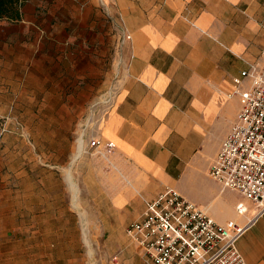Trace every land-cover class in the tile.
Instances as JSON below:
<instances>
[{
    "label": "rangeland",
    "instance_id": "1",
    "mask_svg": "<svg viewBox=\"0 0 264 264\" xmlns=\"http://www.w3.org/2000/svg\"><path fill=\"white\" fill-rule=\"evenodd\" d=\"M116 7L26 0L0 20L1 264H146L125 232L147 199L134 169L90 147L116 92Z\"/></svg>",
    "mask_w": 264,
    "mask_h": 264
},
{
    "label": "crops",
    "instance_id": "2",
    "mask_svg": "<svg viewBox=\"0 0 264 264\" xmlns=\"http://www.w3.org/2000/svg\"><path fill=\"white\" fill-rule=\"evenodd\" d=\"M114 1L124 25L118 41L131 38L118 42L116 92L94 134L114 144L118 165L134 169L147 197L142 212L144 200L171 186L217 222L244 223L241 195L222 191L208 170L240 107L226 96L232 79L264 50V0ZM238 248L248 264H264V217Z\"/></svg>",
    "mask_w": 264,
    "mask_h": 264
},
{
    "label": "built area",
    "instance_id": "3",
    "mask_svg": "<svg viewBox=\"0 0 264 264\" xmlns=\"http://www.w3.org/2000/svg\"><path fill=\"white\" fill-rule=\"evenodd\" d=\"M130 38L125 34L119 42ZM232 85L226 96L238 97L240 107L208 175L222 191L241 195L236 212L246 221L221 224L167 186L154 199L144 200L139 219L125 230L146 264H248L238 242L264 217V50ZM90 147L100 154L115 148L100 134ZM120 258L113 260L119 263Z\"/></svg>",
    "mask_w": 264,
    "mask_h": 264
},
{
    "label": "trees",
    "instance_id": "4",
    "mask_svg": "<svg viewBox=\"0 0 264 264\" xmlns=\"http://www.w3.org/2000/svg\"><path fill=\"white\" fill-rule=\"evenodd\" d=\"M26 0H0V20L20 21Z\"/></svg>",
    "mask_w": 264,
    "mask_h": 264
},
{
    "label": "bare ground",
    "instance_id": "5",
    "mask_svg": "<svg viewBox=\"0 0 264 264\" xmlns=\"http://www.w3.org/2000/svg\"><path fill=\"white\" fill-rule=\"evenodd\" d=\"M89 121V120H88ZM85 132V131H84ZM85 135V133H83V136ZM82 151H83V147H82V143L80 144V153L75 155L72 162L74 163L75 161H77L80 157H82ZM69 182H70V186L72 187V189H76V184L73 182L71 175L69 174Z\"/></svg>",
    "mask_w": 264,
    "mask_h": 264
}]
</instances>
